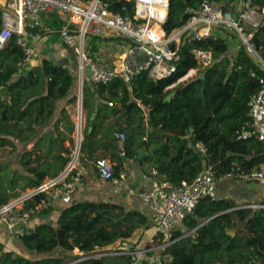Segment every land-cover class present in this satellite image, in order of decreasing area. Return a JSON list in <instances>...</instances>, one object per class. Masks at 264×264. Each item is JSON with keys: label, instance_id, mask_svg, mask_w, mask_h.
I'll use <instances>...</instances> for the list:
<instances>
[{"label": "trees", "instance_id": "obj_1", "mask_svg": "<svg viewBox=\"0 0 264 264\" xmlns=\"http://www.w3.org/2000/svg\"><path fill=\"white\" fill-rule=\"evenodd\" d=\"M201 1L170 0L165 31L170 32L180 26L190 15L187 10L196 9ZM216 1L230 6L234 0ZM255 1L261 4L264 0ZM123 3L129 8L132 6L131 2ZM113 9L117 7L113 6ZM48 18H52L49 30L34 29L33 33L50 34L51 41L55 42L61 22L55 15H48ZM106 39L108 37L91 36L90 41L102 42ZM253 41L264 59V21L254 34ZM196 50L210 52L211 63L199 67L194 54ZM97 51L95 45L90 48L92 55ZM227 51L225 40L216 35L183 40L176 71L170 76L154 80L147 72H141L129 83L116 77L108 84L94 88L87 84L88 92L98 95L102 101L107 99L104 94L108 99H117L118 111H124L125 120L145 110L147 125L155 132L151 131L147 137L136 142L132 132L124 129L127 134L121 147L125 160L133 158L141 164L155 166L174 184L194 178L205 164L212 165L216 178L231 171L248 172L259 166L264 159V144L254 135L244 136L243 131L247 130L246 123L249 121V96L259 89L258 79L264 78V69L243 44H240L235 56ZM22 56L23 51L16 45L15 38L9 39L0 48L1 119L21 121L32 114L33 108L39 109L41 101L63 102L65 105L76 103V76L63 68V63H56L43 55L38 64L20 67L17 63ZM192 68H197V74L178 82ZM31 87L38 88L39 93L30 96L27 89ZM171 93L170 100L164 101ZM143 117L141 113L139 120ZM93 122L89 120V124ZM158 132H162L167 139L157 142ZM115 141L117 148L118 139L115 138ZM199 143L203 144L205 154L198 152ZM141 147L146 148L148 154L138 159ZM90 157L92 161L97 159L94 154ZM119 163L124 161L119 158ZM119 165L113 166L115 175ZM34 172V187H38L46 173ZM18 195L14 192L11 197ZM45 197V193H39L26 201V205ZM9 199L0 189V206ZM234 206L236 202L232 199H201L194 212L184 220L185 229L193 232L161 250L160 263L264 264V212L249 208L232 209ZM50 211L49 207L40 212L38 215L42 221L18 238L26 253L18 248H5L0 242V264H67L110 245H114L110 252L134 251L142 236L130 242L129 246H125L126 242L137 231L153 229L144 213L126 209L113 201H77L60 209L55 218L49 216ZM230 229L236 230L233 236L227 233ZM180 235L179 232L176 234ZM153 241L154 246L159 243ZM76 248L80 254L73 253ZM58 250L59 254L56 253ZM133 260V254L121 253L88 257L74 264H131ZM144 264L153 263L147 259Z\"/></svg>", "mask_w": 264, "mask_h": 264}, {"label": "built area", "instance_id": "obj_2", "mask_svg": "<svg viewBox=\"0 0 264 264\" xmlns=\"http://www.w3.org/2000/svg\"><path fill=\"white\" fill-rule=\"evenodd\" d=\"M123 2H131V8ZM116 6L117 9H113ZM226 6L216 0H202L196 9L189 8L183 23L165 31L164 24L169 17L170 0H0V48L11 38L23 51L18 66H26L35 55L34 46L27 40V31L40 29L41 15H55L61 22L59 37L61 43L74 55L75 66L63 63L76 76L78 89L86 81L93 86L106 85L116 77L131 82L139 73L147 72L154 80L170 76L176 71V63L180 59V45L183 40H199L213 35L214 28L225 29L235 34L251 57L264 69V59L259 55L253 41L254 34L264 21V1L242 0L236 12L223 11ZM124 12V13H123ZM91 36H117L127 41L122 52L121 70L99 64L93 58L90 47ZM199 67H205L212 61L210 52L196 50L194 52ZM197 68L178 79L184 81L195 74ZM252 76L255 73H251ZM260 87L249 96L247 130L244 136L254 135L264 144V78L258 79ZM113 106L112 102L107 103ZM84 126L83 112L80 110L76 118V131L79 137ZM120 139L125 134L120 133ZM197 150L205 154L203 144H197ZM78 152L69 159L62 172L53 179L33 187L22 196L8 200L0 206V224L11 235L19 238L34 229L32 219L47 208H53L55 202L78 185L83 170L78 161ZM129 161H133L131 158ZM95 173L113 185L112 192L119 193L126 181L127 166L123 171L114 174L113 164L101 157L92 161ZM137 187L128 186L124 190L128 195H136L146 205L149 221L153 226V237L159 240V248H164L178 240L179 232H189L184 227L185 218L194 212L201 199L219 200L216 194L217 182L224 178L240 181L264 179V159L258 167L248 172H228L215 177L212 165L205 164L197 175L189 180L174 184L167 180L155 166L142 173ZM39 193L46 197L38 202L26 205ZM253 211L262 210L263 202H252L242 206ZM237 209V208H234ZM147 249L106 252L97 251L84 257H101L108 254L128 253L134 255L131 264H136L142 252ZM137 256V257H135ZM81 258V259H84ZM78 261V259H77ZM68 262L67 264H73Z\"/></svg>", "mask_w": 264, "mask_h": 264}, {"label": "crops", "instance_id": "obj_3", "mask_svg": "<svg viewBox=\"0 0 264 264\" xmlns=\"http://www.w3.org/2000/svg\"><path fill=\"white\" fill-rule=\"evenodd\" d=\"M242 0H234L230 6L226 5V8H230L231 12H236L240 8ZM42 24L45 26V30H49L50 22L52 21V18H48V15L42 14L41 15ZM42 30V29H39ZM213 35L219 36L225 40L227 43V40L223 32L221 30H213ZM110 37V36H109ZM108 37V38H109ZM51 35L50 34H44L39 35L37 33H33V29L27 31V40L30 43V45L34 46L35 48V57L34 62L31 61L27 64L28 67L32 65H36L40 61V57L45 55L51 58L56 63H70L72 64L74 62V55L70 56V51L65 45L61 43L59 34L57 37V40L55 42L51 41ZM103 42V41H102ZM100 41L95 40L92 42L93 44L99 45L102 43ZM119 43V50L120 55L119 56H105V54H101L100 52H96L93 54V58L95 61L99 64L105 65L107 67H112L116 70H121L122 67V52L125 45H120ZM67 49H66V48ZM99 49V46H97ZM227 47L229 50V46L227 43ZM238 44V49H239ZM238 51V50H237ZM237 53V52H236ZM235 54H229L231 56H235ZM88 84V82H86ZM90 84V83H89ZM90 88H94L93 85L90 84ZM87 97L83 96L84 105H83V116H84V126H83V135H82V141H81V160L79 161L80 168L83 170V176L81 178V181L78 185H76L72 191L67 192L63 197H61L59 200H57L51 208L50 215L52 218H55L58 214V211L62 209L63 207H66L75 201V198L77 197H91L94 198L93 201H113L115 203H118L122 206H124L126 209H135L142 213H144L149 220V212L146 207V205L140 200V198L136 195H128L125 192V188L128 186L131 187H137L140 183V176L142 173L147 172L150 169V166L147 163H139L136 161H129L131 158L125 160L124 156V150L121 147V142L123 140L120 139V133H124V129H127L126 120L124 118V111L117 109L111 110V108L107 107V101L108 96H106V100L102 101V99L96 95L92 94L90 92L87 93ZM89 120L94 121L92 124H89ZM118 130V136L116 137L114 135V131ZM115 138L118 139V147H115L116 141ZM144 137H142L143 139ZM142 148V147H141ZM139 148V149H141ZM138 149V150H139ZM147 151V150H146ZM90 154H94V157H104L107 158L109 161H112L113 166L119 165V158L124 161V165L127 166L126 171V181L122 184V189L119 193H113L111 190L113 188V185L110 182L101 180H96V173L93 169L92 165V159L90 157ZM148 154V151H147ZM123 164L119 165L118 174L123 171ZM85 172H88V179L85 176ZM117 174V175H118ZM230 179L234 181L233 178H224ZM221 180V181H223ZM219 181V182H221ZM106 182V184H104ZM244 182V181H240ZM247 186L244 188H240L238 192H236L234 195L230 193H226L225 196H218L220 199H232L236 202V206L234 208H243L242 206L246 204H250L252 202H263L264 203V179L261 180H247L246 181ZM249 184V185H248ZM77 187V188H76ZM216 188L221 189L225 191L224 186L219 185L217 182ZM74 193V195H73ZM89 200V199H88ZM62 203H66L67 205L61 206ZM42 221V217L40 215L35 216L32 219V223L38 224ZM150 223V221H149ZM233 235L235 234L236 230H232ZM187 231V230H186ZM229 231V230H228ZM227 231V233H228ZM154 229L148 230V231H137L134 233V236L132 239H130L128 242H126L125 246H129L130 242L134 240H138L139 237L142 236L141 242L137 245V250L141 249H147L145 252H142L140 255H137V263L136 264H144V260H149L153 264H161V250L164 248H159V243L157 245H153V240L159 242L157 238L153 237ZM189 232L186 235L191 234L193 231H187ZM186 235H180L181 237H184ZM230 235V234H229ZM231 235V236H233ZM0 242L4 245L5 248H18L22 253H26L25 248L20 243L18 238H15L11 235L9 230H7L3 225L0 224ZM129 243V244H128ZM146 244H150V247H146ZM97 251H108L106 248L96 250L92 253H95ZM57 254L60 253L58 250L56 252ZM74 254H80L78 249H74ZM85 256H82L81 258H84ZM81 258L78 259V261L81 260ZM166 257H164V260ZM169 259V257H168ZM77 262L76 260H72L70 262ZM73 263V264H74Z\"/></svg>", "mask_w": 264, "mask_h": 264}, {"label": "rangeland", "instance_id": "obj_4", "mask_svg": "<svg viewBox=\"0 0 264 264\" xmlns=\"http://www.w3.org/2000/svg\"><path fill=\"white\" fill-rule=\"evenodd\" d=\"M40 22L42 24V19ZM40 29L45 30L46 28L41 25ZM214 30H221L227 36L225 37L228 39L229 46L227 53L235 54L238 50V44L239 46L241 44L238 37L225 29L214 28ZM120 42V45H127L125 39L110 36L99 45L92 44L91 47L93 45L99 46L97 52L105 54V56H119ZM70 56H73L72 51H70ZM34 60L35 57L32 58V62ZM197 72L198 70L195 71L192 77ZM192 77H188L184 81ZM87 87L86 81L83 82L81 91L77 86L78 99L74 104L65 105L63 102L55 103L51 101L46 103L41 101L39 109L33 108L32 114L21 121H5L0 118V189L10 199L14 198L11 197L14 192H18V196H22L34 187L36 178L34 170L44 171L46 177L43 182H46L56 178L62 172L68 162H66V159H70L75 152L79 153L78 160H81V141L84 129L81 132V137H79L76 131V118L80 110L83 112V96L87 97ZM27 92L30 96H34L39 93V89L31 87L27 89ZM109 100L113 102V106H108V104L106 106L111 110L116 109L118 107L117 99H107V101ZM144 112L145 110L141 112L144 114L143 119L139 120L141 113H137L133 115L132 119L126 120L127 131L132 132L136 142L141 140L142 137H147L151 131L153 132L147 125ZM157 134H159L157 142L167 139L163 137L162 132ZM110 162L112 163V161ZM88 174V172H85L87 179ZM96 176V180H101L98 175ZM218 183L225 188V191L216 188V194L220 197L225 196L226 193L234 195L240 188L247 186L246 181L240 182V180L225 179ZM86 199L93 200L94 198L77 197L75 201ZM65 205L67 204L62 203L61 206ZM113 247L114 245H110L106 249L112 251Z\"/></svg>", "mask_w": 264, "mask_h": 264}, {"label": "water", "instance_id": "obj_5", "mask_svg": "<svg viewBox=\"0 0 264 264\" xmlns=\"http://www.w3.org/2000/svg\"><path fill=\"white\" fill-rule=\"evenodd\" d=\"M230 11L231 9L230 8H224L223 11ZM76 64H75V61L72 63V66L74 67ZM171 96H173V93H171L170 95L166 96L164 98V101H168L170 100ZM114 135L117 137L118 136V130H115L114 131ZM147 155V151H146V148L142 147L141 149L138 150V153H137V157L138 159H141L142 157L146 156ZM228 234L230 235H233V232L231 230L228 231Z\"/></svg>", "mask_w": 264, "mask_h": 264}]
</instances>
